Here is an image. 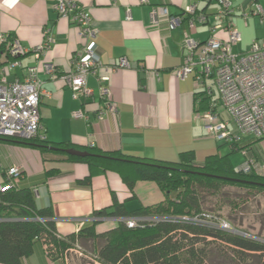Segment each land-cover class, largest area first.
<instances>
[{
  "label": "crops",
  "instance_id": "0c3cea01",
  "mask_svg": "<svg viewBox=\"0 0 264 264\" xmlns=\"http://www.w3.org/2000/svg\"><path fill=\"white\" fill-rule=\"evenodd\" d=\"M56 1L0 0V34L10 35L26 49L42 44L44 32L48 31L53 39L51 47L39 58L28 54L21 59L22 67L8 75L9 81L22 80L26 67L38 66L42 82L38 110L45 141L166 162H175L180 153L192 151L198 165L209 155L230 158L235 154L230 153L226 144L219 152L215 142L205 139L208 136L200 119L205 110L199 111L202 91L193 74L179 79L174 72L183 63L185 37L203 43L209 37V28L219 22L215 19V2H195L206 20L195 22L190 28L184 9L193 0H75L90 16L96 31L89 41L90 47L102 64H117L121 59L128 64L127 68H117L109 74L107 87L110 102L115 106V112H111L99 93L101 84L96 74L86 79L92 95L74 98L62 80L51 79L43 70V63H51L57 75L69 72L75 51L86 41L73 21L57 16ZM253 4L264 10V0H232L231 21L241 37L232 47L233 53L245 52L253 40L262 38L264 24L251 13ZM158 7L166 8L170 17L180 21L172 26L166 21L153 25L150 12ZM217 35L222 39L227 36L224 30ZM0 49L2 61L5 47ZM80 110L86 118H73V113ZM60 159L53 152L41 153L19 139H0V183L9 168L19 167L21 176L17 184L37 191L34 197L38 208L51 207L52 221L61 236L67 237L93 224L97 233L116 228L117 217L93 216L94 211L113 203L133 212L164 199L154 182L137 181L131 192L109 170L93 174L89 185L80 184L89 175L87 164ZM128 204L135 206L129 208ZM23 264L67 263L64 258L49 259L40 243H36Z\"/></svg>",
  "mask_w": 264,
  "mask_h": 264
},
{
  "label": "trees",
  "instance_id": "16d2710c",
  "mask_svg": "<svg viewBox=\"0 0 264 264\" xmlns=\"http://www.w3.org/2000/svg\"><path fill=\"white\" fill-rule=\"evenodd\" d=\"M199 91H202L199 111H203L208 106V96L202 88ZM252 141L244 137L240 142L224 144L230 153L246 149L244 158L264 161L263 152ZM19 142L36 147L41 153L53 152L61 161L86 163L89 175L79 181L80 184L89 185L93 174L109 170L115 172L131 192L137 181H147L154 182L163 193V201L154 206L128 212L124 205L113 203L94 211L95 218L188 217L203 222H164L143 228L120 224L102 233H97L93 224L65 237L55 228L51 207L38 208L33 190L19 187V177L13 178L9 180L8 189L0 191V264H23V259L32 254L34 245H41L42 241L52 245L46 254L51 260L62 259L67 249L76 243H87L94 247L99 264H264V239L252 240L205 224L209 220L205 215L211 216L214 223L222 217L202 211L204 191L215 193L224 185L264 190V176L236 172L229 155H209L198 165L192 151L180 153L175 162H166L89 147L76 149L89 154L79 158L65 153L67 149H75L69 143H49L37 138Z\"/></svg>",
  "mask_w": 264,
  "mask_h": 264
},
{
  "label": "built area",
  "instance_id": "2783aa9c",
  "mask_svg": "<svg viewBox=\"0 0 264 264\" xmlns=\"http://www.w3.org/2000/svg\"><path fill=\"white\" fill-rule=\"evenodd\" d=\"M193 0L184 9L192 28L195 22L202 23L206 15L197 10ZM215 2L217 11L215 19L219 22L209 28V37L199 43L186 36L184 40V59L181 66L175 69V76L183 79L188 74H193L199 88H202L208 96V109L202 112L200 119L203 122L207 136L217 142L237 143L244 137L252 139L254 146L258 147L264 155V37L253 40L248 49L243 53H233L232 47L240 42V33L231 21L234 9L232 0H201ZM145 2V0H140ZM54 10L58 17L69 19L75 23L85 42L75 51L71 60V70L63 75H57L56 69L51 63H43L44 72L51 79L62 80L73 93L74 98L90 97L92 90L86 86L87 76L96 74L101 86L99 93L107 101L108 111L115 112V106L110 102L108 90L109 74L117 68H127L125 59L117 64L104 65L90 47V40L95 37L96 31L91 25L89 14L82 9L75 0H57ZM251 13L260 18L264 24V10L258 4L252 5ZM247 15H243L245 19ZM150 18L153 25L166 21L168 25L177 24L179 18L170 17L164 7L152 9ZM224 30L225 39L218 37V31ZM10 35L0 34V46L5 47V57L0 61V137H9L24 141L32 139L46 140L39 119V102L42 94V82L38 78V66L26 67L22 80H8L12 70L22 67L21 59L28 54L39 58L40 54L48 50L53 39L48 31L44 32V42L32 49L23 48L15 38ZM102 72V74H99ZM212 79L219 94L215 98V91L211 86H206V80ZM101 115V114H100ZM98 118H101V116ZM75 119H85L82 110L73 113ZM229 122L233 129H230ZM242 156L246 149L241 150ZM244 158V157H243ZM236 172L254 173L264 176V161L253 157L244 158L243 164L235 167ZM21 176L19 167H11L6 172V177L0 183V191L8 189L10 179ZM34 196L37 191L33 190ZM209 219L205 222L208 226H214L221 231H233L224 220ZM117 222L127 228H143L147 224L184 221L195 223L201 221L198 218L181 217H127L116 218ZM42 221V220H38ZM48 221V220H47ZM203 222V221H201ZM43 251L48 254L52 248L50 243L41 242ZM77 248L79 246L75 244ZM71 248L68 249V252ZM67 254V253H65ZM63 258L66 260V255Z\"/></svg>",
  "mask_w": 264,
  "mask_h": 264
},
{
  "label": "rangeland",
  "instance_id": "374dc122",
  "mask_svg": "<svg viewBox=\"0 0 264 264\" xmlns=\"http://www.w3.org/2000/svg\"><path fill=\"white\" fill-rule=\"evenodd\" d=\"M263 37L264 33L262 34ZM206 86L212 87L215 91V98H217L219 92L212 79L206 80ZM208 108L207 106L205 110ZM229 127L233 129L231 122H229ZM205 139L215 142L217 144L215 146L216 150L222 152V147L225 145L224 142H217L212 137H206ZM230 160L236 167L244 162L240 152L233 154V156L231 155ZM202 196L205 197L202 211L220 215L222 220L231 226L233 231L230 233L256 241L264 239V190H251L224 185L215 193L204 191ZM130 203L138 205L136 201ZM133 206L135 205L128 204L129 208ZM77 245L79 248L76 245H72L70 252L67 249V254H65L67 256L65 260L67 264H99L92 245L87 243H78ZM212 259V262L215 263V259L213 257Z\"/></svg>",
  "mask_w": 264,
  "mask_h": 264
},
{
  "label": "water",
  "instance_id": "95a60500",
  "mask_svg": "<svg viewBox=\"0 0 264 264\" xmlns=\"http://www.w3.org/2000/svg\"><path fill=\"white\" fill-rule=\"evenodd\" d=\"M65 153L67 155H71V156L79 157V158H83V157L89 156V154L86 151H79V150H76V149H67V150H65Z\"/></svg>",
  "mask_w": 264,
  "mask_h": 264
}]
</instances>
